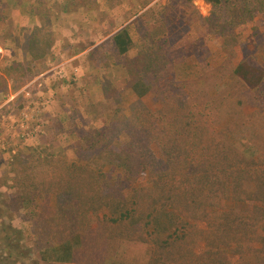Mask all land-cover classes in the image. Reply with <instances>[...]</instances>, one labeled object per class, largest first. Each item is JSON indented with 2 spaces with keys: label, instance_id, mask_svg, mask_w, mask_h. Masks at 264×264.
Instances as JSON below:
<instances>
[{
  "label": "trees",
  "instance_id": "obj_1",
  "mask_svg": "<svg viewBox=\"0 0 264 264\" xmlns=\"http://www.w3.org/2000/svg\"><path fill=\"white\" fill-rule=\"evenodd\" d=\"M43 1L47 0H39V5ZM72 1L74 7L82 4ZM201 1L219 8L233 0ZM90 2L92 7L96 4ZM39 18L44 26L33 29L30 44L40 30H50L48 14L40 13ZM160 23L166 24L163 19ZM111 42L119 56H126L133 46L129 27L115 32ZM160 52L140 51L124 59L125 81L137 106L129 116L114 115L106 129L85 134L76 161L59 167L63 172L55 169L37 183L30 156L20 153L12 158L8 172L14 176V210L27 214L45 196L55 198L54 213L39 218L34 230L52 234L53 241L40 250H53L60 263L73 261L70 240L80 241L89 233L91 221L102 211L110 230H120L146 254L130 264H264V146L232 142L224 135L214 138L225 132H216L204 120L208 115L200 113L203 102L214 100L203 95L214 68L196 64L195 74L185 67L178 77V65ZM47 54L30 53L31 64ZM21 66L11 63L0 72V91L12 78L10 73L24 71ZM229 77L228 85L264 104V66L242 59ZM150 96L154 111L141 109L140 100ZM203 96L205 101L199 102ZM107 167L114 175L105 172ZM27 221L31 220H22ZM18 231L5 239L11 247L24 249L20 240L25 237L20 239ZM42 260L47 261L43 256Z\"/></svg>",
  "mask_w": 264,
  "mask_h": 264
},
{
  "label": "rangeland",
  "instance_id": "obj_2",
  "mask_svg": "<svg viewBox=\"0 0 264 264\" xmlns=\"http://www.w3.org/2000/svg\"><path fill=\"white\" fill-rule=\"evenodd\" d=\"M9 1L12 0H0V72L4 73L11 63H20L24 71L10 73L12 78H7L6 88L0 91V264H130L147 257L141 246L124 239L120 230H110L100 211L91 221L89 233L82 234L80 241L70 240L73 261L56 262L53 250H40L50 245L52 234L34 230L40 219L54 213L55 198L45 196L37 201V208L26 210L27 214L24 210L15 211L18 206L11 189L14 176L8 172L12 158L21 153L25 158L30 156L29 167H34L30 172L35 182L41 183L45 174L51 175L55 169L57 173L63 172L59 167L76 161L77 147L85 134L106 129L114 115L129 116V110L138 101L127 88L123 61L137 52L161 51L163 59L178 65V77L185 67L189 74L197 72L196 64L213 67L212 80L207 81L203 95L214 100H208V105L203 102L200 113L208 115L204 120L216 132H225L214 138L224 135L232 142L243 141L259 149L264 146V104L241 88L228 85L230 71L239 60L264 66V0H233L222 2L219 8L201 0L189 4L182 0H102L95 16L97 21L90 17L83 21L77 15L61 16L54 11L48 16L50 30H40L32 44L30 38L36 33L31 27L24 32L20 30L18 14L15 8H9ZM62 1L70 9L79 8L73 6L72 0ZM60 2L54 6L52 0L43 1L38 5L39 11L44 13V9L52 6L58 10ZM81 3L80 9L87 12L95 6L90 0ZM161 19L166 24H161ZM44 23L41 19L39 28ZM126 26L133 46L126 56H119L111 37ZM22 51L37 56L49 53L57 59L54 68L76 53L80 56L63 64L59 72L62 75L54 78L57 81L51 78L49 83L35 82L28 89L29 96H25L20 92L22 85L44 68L43 56L33 64V60L22 63ZM58 81L64 84L63 89ZM224 81L225 86L221 85ZM48 86H53V94L47 98L44 95ZM42 98L50 100L48 105L54 116L49 117V110H43ZM204 99L203 96L198 101ZM140 101L141 109L154 111L152 96ZM105 172L114 175L109 167ZM23 218L31 221L22 222ZM9 225L12 228L8 230ZM18 230L21 232L18 237H25L20 240L24 249L11 247L5 239Z\"/></svg>",
  "mask_w": 264,
  "mask_h": 264
},
{
  "label": "crops",
  "instance_id": "obj_3",
  "mask_svg": "<svg viewBox=\"0 0 264 264\" xmlns=\"http://www.w3.org/2000/svg\"><path fill=\"white\" fill-rule=\"evenodd\" d=\"M48 1H51V0H48ZM58 1L60 2L61 0H56V1L52 0V2L54 3V6H55V3L58 2ZM100 1H102V0H95L96 4H95L94 9H93L92 12L91 11L87 12L86 9H83V8L80 9V7L77 8V9H70V7H68V8L62 7L64 5V2L62 1V2L58 3L59 4L58 5V10L57 9L54 10L53 6L52 7H47V9H44L45 12L43 13V15L48 14V16H51V14L53 15L54 11H55V12H57L55 14L61 15V16L67 15V16L71 17L73 15H77V16L81 17L80 20H82V18H83V21H85L88 17H90L92 21L93 20L97 21L95 16L98 14L97 10L101 6V3H102V2L100 3ZM38 5H39V2L37 0H12L11 2L9 1V4H8L9 8H12V7L15 8L16 15L18 14V18L16 20H17V22L19 24V27H20V30L22 32H24L26 28L28 30L29 27H31V29L33 31L34 28H39V24L41 25V20L39 18V15H40L39 9H40V7H38ZM46 10H48V12ZM100 11H101V9H100ZM41 15H42V12H41ZM83 21H81V22H83ZM60 26H64V25H60ZM58 28H61V31H62V29H64L63 27H58ZM79 29H80V25H79ZM79 29H76V31L77 30L78 31L76 32L77 35L75 37H78ZM16 45H18V48L21 49L19 44H16ZM79 56L80 55L78 53H76L75 55L71 56L72 58L64 61V63L69 62V61L72 62V61L78 59ZM0 58H1V56H0ZM32 60H33L32 57L27 52H23L22 51V60H21L22 63L23 62H25V63L27 62L28 63V62H31ZM54 60H55L54 57H52V56L48 57V54L45 55V57L42 59V62H41V64L44 67V70L42 72L38 73V75L34 79H32L30 82H28L21 90H23L25 87H27L30 83H32L34 81H36L37 82L36 84H38V85H39L38 81H40V83L42 82V83L45 84L46 82L49 83L51 78H53L52 80H56L57 81V79H54V78H57L55 76H57L59 74H60L59 76L62 75V73H59V72H60V68H62L64 63L60 62L54 68L53 65H55V63H57L56 62L57 59L55 61ZM49 67H51V68H49ZM56 68H57V70H55ZM57 83L60 84V87L62 89L65 87L64 84H61V81L60 82L58 81ZM62 83H64V82L62 81ZM52 87L53 86H50V88H49V86L46 87L47 90H48V93H45L44 96H46L47 98L50 97L53 94L52 91H51ZM43 99L44 98H42V101H44V103L42 105L43 106V110H49V112H48L49 113V117L54 116L53 112L50 111V107L48 105L49 104L48 102H50V100L49 99H45V100H47V101H45ZM48 107H49V109H47Z\"/></svg>",
  "mask_w": 264,
  "mask_h": 264
},
{
  "label": "built area",
  "instance_id": "obj_4",
  "mask_svg": "<svg viewBox=\"0 0 264 264\" xmlns=\"http://www.w3.org/2000/svg\"><path fill=\"white\" fill-rule=\"evenodd\" d=\"M1 52V51H0ZM36 81L30 83L27 87H25L23 90H21L20 92L24 93L25 96H29V87H31ZM26 117V116H25ZM21 126L23 127V123L21 124Z\"/></svg>",
  "mask_w": 264,
  "mask_h": 264
}]
</instances>
